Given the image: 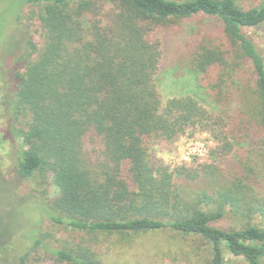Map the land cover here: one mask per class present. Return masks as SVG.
<instances>
[{
  "label": "trees",
  "instance_id": "trees-1",
  "mask_svg": "<svg viewBox=\"0 0 264 264\" xmlns=\"http://www.w3.org/2000/svg\"><path fill=\"white\" fill-rule=\"evenodd\" d=\"M18 2L8 30L24 45L0 53V73L14 87L13 125L21 123L11 134L22 141L20 178L53 176L57 197L42 203L51 221L124 245L170 230L209 246L214 264H224L225 248L264 264V55L244 33L264 24V0L251 9L238 0ZM200 17L221 26L185 39L194 89L164 103L161 36ZM26 20L41 26V46ZM192 132L212 137L224 167L171 170L148 151ZM228 218L229 228L217 226ZM51 252L57 264H104L91 247Z\"/></svg>",
  "mask_w": 264,
  "mask_h": 264
},
{
  "label": "rangeland",
  "instance_id": "rangeland-1",
  "mask_svg": "<svg viewBox=\"0 0 264 264\" xmlns=\"http://www.w3.org/2000/svg\"><path fill=\"white\" fill-rule=\"evenodd\" d=\"M19 0H0V53L2 56L16 52L20 37L9 21L19 11ZM263 0H238L244 9L258 7ZM211 20V21H210ZM11 20L10 22H12ZM33 40L41 46L44 34L41 26L26 20ZM217 20L197 18L187 22L181 31L171 36H161L164 55L162 66L156 79L159 93L165 103L173 97L189 96L190 56L185 52V39L200 28H220ZM264 55V24L258 27L244 28ZM20 41L17 54L22 52ZM4 74V70H2ZM11 81H6L0 73V134L4 144L0 148V243L8 247L0 251V264H21L20 258L27 252L30 256L27 264H57L51 250L72 249L78 246L91 247L104 264H214L209 246L193 238H184L170 230L145 233L132 244H120L116 238L100 237L79 233L63 225H57L50 219V213L43 206L57 197L53 176L47 179L24 181L17 172V154L22 141L12 137L13 128H21V123L13 125L10 94L14 91ZM184 85L190 87L185 92ZM23 120H21L22 122ZM13 138V139H12ZM216 143L207 133L192 132L176 143L153 141L147 144L150 155L161 160L165 166L174 170L178 167H202L213 164L224 167L223 162L214 161L212 151ZM223 169V168H222ZM264 196V186L260 188ZM43 203V204H42ZM233 223L225 219L217 226L229 228ZM41 239L43 245L34 247L35 240ZM5 261V263H4ZM224 264H247L242 257H236L225 248Z\"/></svg>",
  "mask_w": 264,
  "mask_h": 264
}]
</instances>
